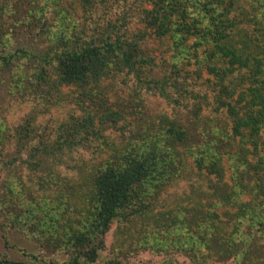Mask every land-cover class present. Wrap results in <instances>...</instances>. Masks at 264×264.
<instances>
[{"label":"rangeland","instance_id":"obj_1","mask_svg":"<svg viewBox=\"0 0 264 264\" xmlns=\"http://www.w3.org/2000/svg\"><path fill=\"white\" fill-rule=\"evenodd\" d=\"M53 2L0 0V8L5 10L0 11V53L25 49L32 54L29 61L23 58L12 67L0 68V258L26 264L71 262L76 252L63 242L66 226L60 225L72 210L65 197L67 186L77 183L78 165L98 166L112 153L124 149L151 144L163 148L168 143L181 155L180 163L173 162L178 173L163 187L154 211L172 209L178 219L180 215L190 218L199 195L211 194L221 187L215 173H208L209 179L195 176L192 145L198 139L207 140L214 125L225 129L231 126V119L222 108L217 109L213 86L218 80L208 68L209 63L216 62L208 60L207 46L194 45L193 36L176 46L171 36L159 38L145 33L142 47L154 57L155 64L104 78L95 88L98 96L93 100H84V89L75 85L50 91L28 85L42 65L52 71L53 55L64 45H81L112 36L109 31L129 36L144 31L146 11L152 5L151 0ZM254 15L260 17V22L250 18L245 24L249 31L264 27V18ZM40 56H47L49 62ZM223 65L216 63L217 67ZM242 72L236 71L228 81L234 77L238 81ZM53 77L51 73L50 78ZM89 113L99 132L88 127L87 135L81 138L84 130L74 138L73 127L80 125ZM169 121L185 129L188 143L168 139L165 133L171 126ZM260 142L264 149V128ZM224 171L228 181L230 173ZM147 200L153 202L150 197ZM139 224L138 221L137 227L141 228ZM121 226L116 221L111 224L103 249L90 264H200L204 258L207 264L264 261V230H238L240 235L245 234L243 239L252 234L255 238L244 261L232 243L228 245L236 247L235 255L230 253L219 259L217 244L210 242L207 235L208 251L199 246L185 250L180 245H184L187 236L192 240L193 227H176L170 234H160V239H153L149 233L154 227H144L139 235L131 233L135 240L130 244ZM226 229L229 231L230 227ZM238 245L241 248V243ZM79 259V264H89L84 257Z\"/></svg>","mask_w":264,"mask_h":264},{"label":"trees","instance_id":"obj_2","mask_svg":"<svg viewBox=\"0 0 264 264\" xmlns=\"http://www.w3.org/2000/svg\"><path fill=\"white\" fill-rule=\"evenodd\" d=\"M151 2L144 19V31L130 36L109 31L114 35L99 37L81 45H69L68 42L69 46L64 45L61 51L53 55L52 71L42 65L30 77L31 83H27L47 91L75 85L84 89V100H93L98 96L95 88L100 87L104 78L155 64L154 57L142 47L141 40L145 33L159 38L171 36L176 46L193 36L194 45L207 46L205 52L208 60L225 64L217 67L216 63H209L208 68L218 80L213 86L217 92V109L222 108L231 119V126L225 129L214 125L207 140L199 142L198 139V143L192 145V159L197 170L195 176L203 175L209 179L208 173H215L221 187L211 194L199 195L198 203L192 206L191 217L180 215L178 219V214L175 216L172 209L154 211L163 187L178 173V166L173 162L182 161L181 155L168 143L163 144V148L151 144L145 148L124 149L118 154L112 153L104 163L90 168L84 164L78 165L79 179L77 183L67 186L65 196L72 210L69 216L63 218L64 223L60 224L66 226L63 229V242L76 252L68 264H79L81 257L89 264L95 262L114 221L120 226L125 224L121 228L130 244L135 240L131 233L139 235L144 227H154L149 232L153 239H160V234H170L176 227H193L192 240L187 236L184 245H180L185 250L203 247L208 251L210 243L206 240L207 235L210 242L217 244L219 259L230 253L235 255L238 247L237 256H242L245 261L255 238L251 237L252 234L243 239L245 234L240 235L238 230L242 227L253 229V233L264 230V149L260 145L264 128V27L249 31L245 24L250 18L260 22V17L254 14L264 18V0ZM0 11L5 10L0 8ZM58 12L62 14L60 8ZM18 52L10 50L0 53V68L12 67L13 63L22 62L23 58L30 60V52L25 49ZM41 58L49 62L47 56ZM240 70L243 72L238 76V81L237 77L228 81L227 78ZM51 73L54 75L52 79ZM19 78L23 84L22 77ZM239 86L241 89H238ZM109 113L107 115L111 117ZM169 122L171 126L165 133L168 139L188 143L185 129ZM27 127L24 130H28ZM88 127L93 128L92 132H99L94 129L90 113L80 125L73 127L71 134L76 138L85 130L81 136L83 138L88 134ZM194 139L195 135L192 134ZM224 170L230 173L228 181L225 180ZM148 197L153 202L148 201ZM138 221L141 228L137 227ZM237 233L238 237L234 239ZM228 243L236 247L231 246V249ZM0 264L26 263L0 258ZM200 264H207V260L204 258ZM259 264H264V261Z\"/></svg>","mask_w":264,"mask_h":264}]
</instances>
